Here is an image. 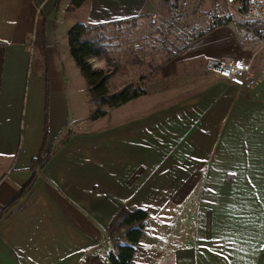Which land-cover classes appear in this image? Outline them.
<instances>
[{"label": "crops", "instance_id": "crops-1", "mask_svg": "<svg viewBox=\"0 0 264 264\" xmlns=\"http://www.w3.org/2000/svg\"><path fill=\"white\" fill-rule=\"evenodd\" d=\"M70 1L36 0L42 10L48 5V53L56 47L67 52L72 24L139 14L147 2L84 0L68 9ZM37 11L33 0H0V209L30 177L43 142L45 77L27 43ZM231 23L190 39L168 60V77L183 63L191 77L202 75L187 95L153 110L120 112L94 127L110 116L107 111L73 131L38 170L28 193L0 218V264H109V251L126 242L123 232L108 230L121 206L148 211L129 264H264L259 65L242 84L204 68L206 57L238 58L254 50ZM49 89L47 146L71 121L67 89L52 88L50 74ZM56 90L63 98L57 132L50 127ZM109 134L118 136L117 144L108 143Z\"/></svg>", "mask_w": 264, "mask_h": 264}, {"label": "rangeland", "instance_id": "rangeland-1", "mask_svg": "<svg viewBox=\"0 0 264 264\" xmlns=\"http://www.w3.org/2000/svg\"><path fill=\"white\" fill-rule=\"evenodd\" d=\"M225 1L176 0L177 7L169 9L165 6L164 0H147L142 12H149L151 16H148V14L137 16L135 22L132 24L128 22L108 24L107 33L110 35L112 43V60L106 61L104 57L94 56L90 57L89 61L93 66H101L109 70L108 82L110 91H117L127 83H134L143 88L145 93L139 96V98L131 100L128 104H123L125 106L106 107L105 114L109 111L111 113L110 116L106 117L103 114L104 118L102 120L96 118L97 120L92 122V125L94 127L105 126L108 122L115 120L120 112L132 111L133 108H145L148 110L159 108L179 100L192 91L194 80H196L195 77L202 75L195 74L194 77H191L186 71L189 66L186 63L177 65L173 77H168V74H164L166 73L164 70L168 69L170 57H167V52L159 46L158 36L153 33V26L149 22L151 19L158 17L171 18L176 12L184 14L182 21L191 22L199 18L204 12L221 7ZM56 7L53 8V12H55ZM44 8L47 9L48 5H44ZM44 8L43 11L45 12ZM65 16L69 17L68 13ZM62 26V23H58L57 25L59 31L58 42L60 44L64 42L61 35ZM231 26L239 37L235 24L231 23ZM55 50L56 52H52L53 50L50 49L49 53L46 50L52 88L65 87L67 89L69 99L68 111L71 121H66L65 127H68L72 132L78 131L84 124H90L92 114L97 107L93 106L89 101L88 84L70 54L69 47L67 52H61L60 54L57 47ZM31 51V61L35 64V61L38 62V56L34 54L33 50ZM261 54L262 52H260ZM254 64L259 65L257 79H260L259 90L264 93V73L261 71L260 60L255 58ZM62 102L63 98L60 90L52 93L51 108L53 105V119L51 118L50 127L55 131ZM63 127L50 144H55L60 138V133L65 131ZM105 138L109 144H117V135L109 134L108 138ZM125 142H128V139H125Z\"/></svg>", "mask_w": 264, "mask_h": 264}, {"label": "trees", "instance_id": "trees-1", "mask_svg": "<svg viewBox=\"0 0 264 264\" xmlns=\"http://www.w3.org/2000/svg\"><path fill=\"white\" fill-rule=\"evenodd\" d=\"M37 11V19L31 42L32 50L38 56V62L33 63L38 70H43L45 77V113H44V129L43 142L39 154L31 160L30 169L32 170L30 177L26 182L18 188L12 197L0 209V218L8 212L15 204H17L31 189L38 170L43 168L49 159L57 152V150L65 144L72 136V131L68 127H63L64 132L60 133V138L55 144L46 145L48 140V97L49 89V67L46 53V14L39 7L36 0H33ZM84 0H71L68 9L79 6ZM242 0V7L245 5ZM165 6L169 9L177 7L176 0H164ZM148 14L149 12H141L139 14L111 19L101 22L79 21L72 24L67 31V41L70 54L81 70L88 84V98L93 106H96L92 119H96L106 112V107H115L135 99L145 93V90L134 83H127L117 91H110L109 88V70L101 66H93L89 61L90 57H104L106 61L112 60V43L110 35L107 33L108 24L118 22H135L137 16ZM176 12L174 16L158 17L150 20L153 26V33L158 36L159 46L167 52V57H171L185 47L190 39L196 38L204 33V31H192L190 38L187 39V33H176ZM188 22V21H186ZM240 40L242 43H248L252 46L259 45L264 37V25L256 20L233 21ZM169 43V46H168ZM35 58V56H34ZM148 216V211L144 208L129 209L121 206L109 222L108 230L113 235L124 234L126 242L116 243L115 249L109 251L107 261L109 264H129L135 245L139 241L144 221ZM264 259V249H263Z\"/></svg>", "mask_w": 264, "mask_h": 264}, {"label": "built area", "instance_id": "built-area-1", "mask_svg": "<svg viewBox=\"0 0 264 264\" xmlns=\"http://www.w3.org/2000/svg\"><path fill=\"white\" fill-rule=\"evenodd\" d=\"M185 3V1H183ZM242 2L237 0H226L225 3L215 9L204 12L199 18L186 22L182 21L184 14H177L176 33H187L190 37L192 31H206L214 26L228 21L256 20L264 25V0H245ZM32 40V38H31ZM260 52L262 54L260 55ZM255 58L260 60L261 71L264 73V37L261 43L254 48L252 53L247 56L238 58H215L206 57L204 60V68L207 72L219 77H223L231 82L244 83L250 76Z\"/></svg>", "mask_w": 264, "mask_h": 264}]
</instances>
